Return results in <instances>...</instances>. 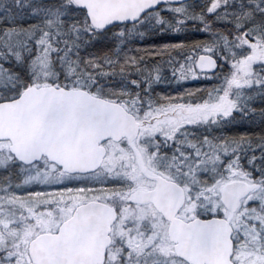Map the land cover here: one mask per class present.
I'll return each instance as SVG.
<instances>
[{"label": "snow or ice", "instance_id": "snow-or-ice-1", "mask_svg": "<svg viewBox=\"0 0 264 264\" xmlns=\"http://www.w3.org/2000/svg\"><path fill=\"white\" fill-rule=\"evenodd\" d=\"M0 264H264V0H0Z\"/></svg>", "mask_w": 264, "mask_h": 264}, {"label": "rangeland", "instance_id": "rangeland-1", "mask_svg": "<svg viewBox=\"0 0 264 264\" xmlns=\"http://www.w3.org/2000/svg\"><path fill=\"white\" fill-rule=\"evenodd\" d=\"M189 81H192L193 83L185 82V87H195L199 84L208 83V81L204 80L203 78H194V79H190ZM173 87H175V85H173Z\"/></svg>", "mask_w": 264, "mask_h": 264}, {"label": "trees", "instance_id": "trees-1", "mask_svg": "<svg viewBox=\"0 0 264 264\" xmlns=\"http://www.w3.org/2000/svg\"><path fill=\"white\" fill-rule=\"evenodd\" d=\"M199 36H200V33H192L190 38L195 39V38H199ZM159 39H160L159 37H152V38H150V40H154L156 42H159ZM187 83H193V82L192 81H189ZM160 87H161V89H165L168 86H166V85H160ZM239 127L243 128V127H247V125H240Z\"/></svg>", "mask_w": 264, "mask_h": 264}]
</instances>
